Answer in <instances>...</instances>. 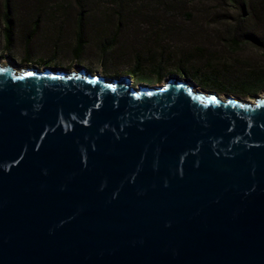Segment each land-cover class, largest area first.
Listing matches in <instances>:
<instances>
[{
	"label": "water",
	"instance_id": "water-1",
	"mask_svg": "<svg viewBox=\"0 0 264 264\" xmlns=\"http://www.w3.org/2000/svg\"><path fill=\"white\" fill-rule=\"evenodd\" d=\"M0 264H264V93L0 62Z\"/></svg>",
	"mask_w": 264,
	"mask_h": 264
},
{
	"label": "rangeland",
	"instance_id": "rangeland-1",
	"mask_svg": "<svg viewBox=\"0 0 264 264\" xmlns=\"http://www.w3.org/2000/svg\"><path fill=\"white\" fill-rule=\"evenodd\" d=\"M5 8L0 0V62L20 65L14 67H84L129 77L134 86L162 85L174 76L244 101L264 93V87L241 91L264 71V0H10V48ZM81 8L86 44L74 58Z\"/></svg>",
	"mask_w": 264,
	"mask_h": 264
},
{
	"label": "trees",
	"instance_id": "trees-1",
	"mask_svg": "<svg viewBox=\"0 0 264 264\" xmlns=\"http://www.w3.org/2000/svg\"><path fill=\"white\" fill-rule=\"evenodd\" d=\"M230 1H236V0H230ZM10 0H5V11L3 14L4 19V28H3V34L5 37V47L10 48L13 42V34H14V24L13 19L11 15V11L9 8ZM85 16V10L83 8L80 9V12L78 14L77 18V28H76V42L75 47L73 49V57L79 58L82 52L84 51V47L86 44V38L84 34V27H83V20ZM38 25V24H37ZM37 27H34L33 31L31 32V36L36 32ZM253 39L259 43L261 42L260 39L256 38L254 35H252ZM30 40H28L29 42ZM162 77L160 78V80ZM264 87V71L262 74L258 75L256 80L252 83V85L247 87H242L241 91L243 93H248L251 91H256Z\"/></svg>",
	"mask_w": 264,
	"mask_h": 264
},
{
	"label": "flooded vegetation",
	"instance_id": "flooded-vegetation-1",
	"mask_svg": "<svg viewBox=\"0 0 264 264\" xmlns=\"http://www.w3.org/2000/svg\"><path fill=\"white\" fill-rule=\"evenodd\" d=\"M9 63L12 65V66H17L18 64L17 63H15V62H13L12 60H9ZM18 66H20V65H18ZM217 92V91H216ZM252 92L253 91H251V92H248L247 94H252ZM218 94H220L219 92H217ZM238 94H240V93H238ZM238 94H236V95H238ZM221 95V94H220Z\"/></svg>",
	"mask_w": 264,
	"mask_h": 264
},
{
	"label": "bare ground",
	"instance_id": "bare-ground-1",
	"mask_svg": "<svg viewBox=\"0 0 264 264\" xmlns=\"http://www.w3.org/2000/svg\"><path fill=\"white\" fill-rule=\"evenodd\" d=\"M227 96V95H226ZM253 101V100H252Z\"/></svg>",
	"mask_w": 264,
	"mask_h": 264
}]
</instances>
